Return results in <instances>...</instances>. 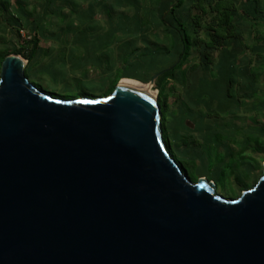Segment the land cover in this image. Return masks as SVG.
Masks as SVG:
<instances>
[{
	"label": "water",
	"instance_id": "95a60500",
	"mask_svg": "<svg viewBox=\"0 0 264 264\" xmlns=\"http://www.w3.org/2000/svg\"><path fill=\"white\" fill-rule=\"evenodd\" d=\"M27 62L0 64V264H264V165L225 199L170 157L157 93L55 98Z\"/></svg>",
	"mask_w": 264,
	"mask_h": 264
},
{
	"label": "crops",
	"instance_id": "0c3cea01",
	"mask_svg": "<svg viewBox=\"0 0 264 264\" xmlns=\"http://www.w3.org/2000/svg\"><path fill=\"white\" fill-rule=\"evenodd\" d=\"M101 1L64 0L63 6L70 9L64 17L68 19V24L76 25V28L50 37L59 40L60 43L62 36V40L65 41L62 47H57L62 50L64 56L69 57L68 62H64L63 66L70 70L85 68L90 71L98 65L96 67L100 66L101 69L104 67L102 72L107 71L103 76H112L117 73L114 62L119 58V50L127 49L126 65L131 71L126 75L128 78L121 79L142 83L140 79L151 75L152 69L139 67L140 61L134 54L135 50L154 55L162 49L164 55L153 65L155 69L152 70V74L167 70L175 57L169 50L170 36L167 35L164 27L157 29L150 26L161 24L155 11L159 1L148 0L152 4L150 3L151 5L149 4L146 9L143 7L145 4L141 6L137 0H122L120 4L115 0H108L105 5L109 10H105L106 6H103ZM229 2L233 8V11H230L229 21L234 25V35L224 38L223 49L207 50L209 62L204 70L208 71L210 92L205 97L191 100L185 96L183 90L180 97L175 96L176 90L169 96V109L166 114L167 132L169 141L178 149L181 148L180 142L191 140L193 135H206L209 131V125L206 123V121L210 122L209 114L217 112H227L230 114L229 117L233 118V124L228 127L236 128L228 129V136L231 137L236 130H239L246 138L243 141L244 150L249 149L250 143L259 146L264 143V140H260V137L264 138V0H229ZM74 8L77 11L72 10L71 13V9ZM125 8L128 9V14L121 15ZM135 8L139 9L137 15H134ZM118 10L119 14H117ZM148 10L155 16L147 14ZM125 23L138 25V28L126 26L125 29L119 30L117 24L126 25ZM141 23L143 26H139ZM162 38L168 39L169 46L162 44L155 48L156 42L161 41ZM120 44L122 47H119ZM38 45L37 55L26 65L32 69L34 65L41 64L46 69L57 71L56 67L59 64H52V60L56 57L53 52L55 53L57 49L54 48L55 51L45 54V49L40 47V39ZM195 50L199 55L204 53L202 48ZM81 54L82 56L78 58L77 55ZM76 56L79 61L76 63L78 67L76 64L69 65ZM196 56L195 61L193 58L190 60V62L194 61L192 65L199 63L198 55ZM101 60L104 61L105 66ZM184 67L189 66L185 63ZM200 69L203 70V67ZM124 71L126 72L125 69ZM177 76L179 77L178 73ZM233 88H235L234 96L228 98L232 97ZM221 96L224 98L223 101H220ZM195 113L198 115L196 116ZM198 118L204 120V123Z\"/></svg>",
	"mask_w": 264,
	"mask_h": 264
},
{
	"label": "rangeland",
	"instance_id": "374dc122",
	"mask_svg": "<svg viewBox=\"0 0 264 264\" xmlns=\"http://www.w3.org/2000/svg\"><path fill=\"white\" fill-rule=\"evenodd\" d=\"M48 1H50L52 5L50 4V7L48 6L47 10H45L43 6L45 0H0V3H5L7 8V10L0 15V50L5 53L12 52L18 46V39L23 41L30 38L32 37V31H34L37 33V36H39L40 47L45 49V54L47 52L52 53L57 49L53 54L60 58V63L58 67H56L57 71L55 72L46 69L41 64L34 65L32 69L27 65L24 67L26 78L35 89L44 94H49L55 98L62 99H94L106 97L109 95L108 90L111 85L117 81L119 76H123L124 74L123 69L125 66L121 62L119 53L117 62H114L115 67L119 70L117 71V75L103 76L107 71L102 72L104 67L101 69L100 66L96 67L98 65L94 66L93 70L90 71L85 68L72 70L65 68L63 63H67L69 57L64 56L65 54H63L62 50L57 48L62 47L65 41L62 40V36L60 37V43L59 40H53L51 38L58 35L60 32L70 30L71 27L76 28V26L69 25L67 23L68 19L62 17L63 15L68 14V11L70 10L63 6L64 0ZM137 1L141 6L145 4L143 7H146V9H148L150 3L152 4V2H149L148 0H142L143 2L141 0ZM194 2L195 0H186V8L180 11L179 15L184 17V15L188 13L190 5L192 3L194 4ZM43 10L47 11V14L43 19L42 24L37 27L32 24V20L36 15H41ZM72 10L77 11L74 8L71 9V13H73ZM127 12L128 9L122 13L118 10L117 14L120 13L121 15H124L128 14ZM147 12V14L155 16L151 11L148 10ZM129 14L131 15L132 13ZM205 18L208 20L209 17L207 16ZM9 21L11 24L7 23ZM125 24V26L136 28V25L134 24ZM117 26L119 27V24H117ZM140 26H143V23H141ZM150 26H154L153 28L157 29H160V27L163 28L160 23L155 25L152 24ZM202 28V26H195L194 35H192L194 50L198 48L201 49L198 39L202 36ZM16 32L19 37L16 36ZM156 44L155 48H158L162 44L163 46H169L167 38L166 40L162 38V40L157 41ZM119 47H122V44H120ZM204 51L205 50H203V52ZM18 56L24 59L21 55ZM77 56L80 58L82 54ZM77 56L69 65L76 64L77 62L79 63ZM196 59H194V61ZM194 61L190 62V60H187L186 63L190 66ZM101 63L105 66L104 61L101 60ZM76 65L78 67V64ZM127 72L130 73V71ZM123 80L130 79H120L115 86ZM145 80L148 81L147 76L145 77ZM141 84L145 85V87L147 86V83ZM168 85L170 86L167 87V89H170L173 85L172 81H170ZM174 86L176 87L174 89V91L176 90L175 96L179 95L180 97L183 86L177 84ZM148 91L153 94V96L157 93L153 88L150 90L148 89ZM234 91L235 88L232 90V97L228 98H233ZM223 99L224 98L221 96L220 101H223ZM199 111H201V109H199ZM195 115L197 116L198 114L195 113ZM209 115L211 116L208 119L212 123L209 124L210 122L206 121L209 125V131L206 135L196 136L195 134L191 140L180 142V149L171 148L172 157L191 181H198L199 179L210 181L214 184L216 193L225 199H235L246 189L253 187L262 174L264 165V143L259 147L256 144L252 145V143H250V146H248L249 149L244 150L243 141L246 138L239 130L235 131V135L233 134L231 137L228 136V129L236 128L228 127L233 124V118L229 117L230 114L227 112H217ZM202 119H204V117ZM199 121L204 123V120L199 119ZM189 126L191 127L192 125ZM216 133L220 135L216 136ZM251 138L252 137H250V139ZM260 140L263 141L264 138L260 137ZM259 143L261 144L260 141ZM241 182L246 184L247 187L243 188L239 186L238 184Z\"/></svg>",
	"mask_w": 264,
	"mask_h": 264
},
{
	"label": "trees",
	"instance_id": "16d2710c",
	"mask_svg": "<svg viewBox=\"0 0 264 264\" xmlns=\"http://www.w3.org/2000/svg\"><path fill=\"white\" fill-rule=\"evenodd\" d=\"M107 1L108 0H102L101 4H104L103 6H106L105 4ZM121 1L122 0H115V2L118 4L122 3ZM157 1L159 2L158 6L155 8V11L165 29V32L170 36L169 50L172 54L175 55V57H173L168 69L165 70V72H163L155 80L153 90L157 92V103L161 111L160 124L162 129V140L166 145V150L169 153L170 157L174 159L172 157L171 148L178 149V147L169 141L166 126V114L169 109V96L172 95L171 92H173L176 88L174 86L175 84L183 86L182 90L185 96L189 98V100L196 97H205L210 92V89L208 87V71L204 70L207 63L209 62L207 50L223 49L224 38L226 36L229 37L230 35H234V25L229 21V18L231 16L230 11H233V8L231 7L232 4L231 2H229V0H195L194 4L192 3L190 5L188 13L185 14L184 17H182L181 15H179V12L186 8V0ZM4 4L5 3H0V15H2V13L7 10L6 4ZM50 4L52 5L50 1L45 0V2L43 3L44 9L47 10L48 6L50 7ZM107 9L109 10L108 6H106L105 10ZM45 10L41 12V15L38 14L36 15V17H34V19L32 20V24L36 25L37 27L42 24L43 19L47 14V11ZM137 14H139V9L135 8L134 15ZM207 16L209 17L208 20L205 18ZM62 17H64V15ZM7 23L9 24L10 21ZM69 25L74 26L73 24ZM195 26L203 27L202 37L200 36L198 42L199 46L201 45V48L206 52L204 51V53L200 55L198 51L193 49L194 42L192 35H194ZM136 27L138 28V25H136ZM118 28L119 30H121L125 29L126 26L123 24H119ZM71 29H74V27H71L70 30ZM16 36L19 37L17 32ZM31 36L32 37L27 38L23 41L18 39V46L12 52L5 53L0 50V64L5 56L11 54L21 55L24 59H27L28 62L32 61L39 50V37L34 31H32ZM161 50L162 49H160L154 55H149L144 52H138L135 50L134 54H136L137 59H139L140 61L139 67H143L146 70L152 69L154 71L155 68L153 65L158 62L159 58L162 55H164V51ZM126 51L127 49L119 50L121 62L124 64V69L126 70V72L124 71L123 76H119L117 81L113 85H111L108 90V94L113 91L115 84L121 78H128L126 76L128 73L127 71H131V68H127L126 65ZM196 54L198 55L199 63H196V65L193 64L189 67H184V64L187 62V60L196 58ZM59 63L60 58L58 57H55L52 60V64L56 65ZM200 67H203V70H201ZM152 70H150L151 75L148 76V81H146L145 79H140L142 80V83H148L153 74L156 73L154 72L152 74ZM117 71L119 70L117 69ZM177 73L179 74V77L177 76ZM170 81L174 82L175 84L172 85L170 89H167V85ZM256 145L259 147L258 144ZM195 181L196 180L192 182ZM238 185L243 188L247 187V185L243 182L239 183Z\"/></svg>",
	"mask_w": 264,
	"mask_h": 264
},
{
	"label": "bare ground",
	"instance_id": "6f19581e",
	"mask_svg": "<svg viewBox=\"0 0 264 264\" xmlns=\"http://www.w3.org/2000/svg\"><path fill=\"white\" fill-rule=\"evenodd\" d=\"M118 86H122V87H128V88H132V89H136V90H139V91H142L150 96L153 97V94H151L149 91H148V87L146 88L145 85L139 83V82H136L134 80H123L121 81Z\"/></svg>",
	"mask_w": 264,
	"mask_h": 264
}]
</instances>
